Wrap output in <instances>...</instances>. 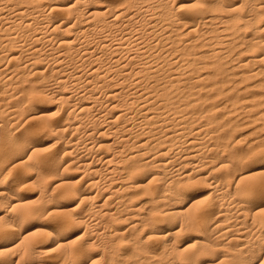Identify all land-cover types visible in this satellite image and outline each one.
<instances>
[{
  "label": "bare ground",
  "instance_id": "6f19581e",
  "mask_svg": "<svg viewBox=\"0 0 264 264\" xmlns=\"http://www.w3.org/2000/svg\"><path fill=\"white\" fill-rule=\"evenodd\" d=\"M256 87L264 0H0V264H264Z\"/></svg>",
  "mask_w": 264,
  "mask_h": 264
},
{
  "label": "rangeland",
  "instance_id": "374dc122",
  "mask_svg": "<svg viewBox=\"0 0 264 264\" xmlns=\"http://www.w3.org/2000/svg\"><path fill=\"white\" fill-rule=\"evenodd\" d=\"M223 60H225L226 62L225 63H223V65H225V67L226 68H228V69H230L229 71H231L232 70V68H234L232 65V62L229 60V59H227V58H224ZM228 61V62H227ZM2 63H4V62H2ZM230 66V67H229ZM232 67V68H231ZM235 71L236 70H239V67H237V68H235L234 69ZM231 73V72H230ZM259 78V76H253V77H251V78H248L247 80H245L244 82H242L241 83V85L244 83V84H246L247 82L249 83V82H253V81H255V80H257ZM243 84V85H244ZM259 91H264L262 88H260V87H256ZM253 89H255V87H253ZM256 89V90H257ZM236 91V90H235ZM235 91L234 90H232L231 92L229 91V92H227V93H224V94H216L215 95V99L217 100V101H219V102H221V101H223L224 99H225V95L227 96V94H229V95H231V94H233V93H235ZM228 95V96H229ZM261 95V94H260ZM220 97V98H219ZM219 98V99H218ZM224 98V99H223ZM227 98V97H226ZM263 98V99H262ZM259 100V99H258ZM256 101L255 102V104H254V106L251 108V110L249 111L250 113H254L255 111H257V110H264V96H260V100L259 101ZM40 105H42V104H40V103H38L36 106H40ZM263 105V106H262ZM262 108V109H261ZM249 112H242V111H236V112H234L233 114H232V116H233V118H235L236 120H237V122L239 123L241 120H243V118L245 117V115L246 114H248ZM238 115H237V114ZM235 114V115H234ZM242 114V115H241ZM237 117V118H236ZM240 119V120H239ZM257 122H259L258 120H256ZM248 123V124H247ZM246 124V126H243V125H245ZM254 122H246V123H243L242 124V126L241 125H238V126H236L235 127V136L237 137V139H239L238 137H241L240 139V141L241 142H239V140H237L238 142H239V145L241 144H243V146L247 143V141L249 142V141H251V140H253V139H255V137H257L256 135L257 134H259L260 133V131H261V133H264V127H261V128H259V129H257V130H255V131H253L254 129H253V126H254ZM250 125H251V127H250ZM239 126H241V128L239 127ZM239 127V128H238ZM244 129V130H243ZM247 129V130H246ZM242 130V131H241ZM260 130V131H259ZM245 133H244V132ZM253 132V134H252V132ZM243 132V133H242ZM250 132V133H249ZM238 134V135H237ZM247 134V135H246ZM256 134V135H255ZM243 135H245V136H243ZM251 135V136H250ZM255 135V136H254ZM248 136H250V137H248ZM47 136H43L42 138L43 139H45L44 140V142H43V144H42V146L43 147H45V146H47L48 147V145H50L51 144V142L53 141L51 138V140L49 141L48 140V137L46 138ZM243 137H245V139L243 138ZM251 137H254V138H251ZM250 138H251V140H250ZM40 139V137H35L34 138V140H39ZM242 139H244V140H242ZM48 142H47V141ZM46 141V142H45ZM47 143V144H46ZM70 172L73 174V179L74 180H76V179H78L79 178V173L77 172V170H70ZM32 173V172H31ZM76 173V174H75ZM75 174V175H74ZM77 175V176H76ZM78 177V178H77ZM10 179V178H9ZM8 179V180H9ZM31 181V180H30ZM27 188V189H26ZM196 188H198V189H201V188H203V186L201 187V185L200 186H198V187H196ZM195 188V189H196ZM38 192V188L36 187V185L34 184V187H33V184L31 185L30 183H29V185L27 186V187H25V188H23V190H22V193L23 194H25L26 196H27V199H29V202L32 200V197H33V200L37 197L36 195H37V192L35 191V190ZM28 190V191H27ZM35 193V194H34ZM30 196H32V197H30ZM35 197V198H34ZM32 200V202H31V204H36V201H33ZM74 233V231H72L71 232V234H73Z\"/></svg>",
  "mask_w": 264,
  "mask_h": 264
},
{
  "label": "snow or ice",
  "instance_id": "6c2138e0",
  "mask_svg": "<svg viewBox=\"0 0 264 264\" xmlns=\"http://www.w3.org/2000/svg\"><path fill=\"white\" fill-rule=\"evenodd\" d=\"M261 171H264V167H262L261 169H260ZM61 211L63 210V209H60ZM260 211L261 212H264V208H262V209H260ZM46 231H47V229H45ZM53 251L55 250V249H52Z\"/></svg>",
  "mask_w": 264,
  "mask_h": 264
}]
</instances>
